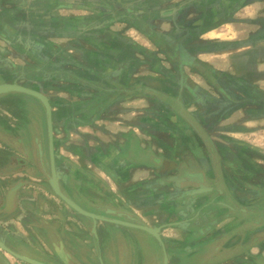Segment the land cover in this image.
<instances>
[{
	"label": "crops",
	"instance_id": "obj_1",
	"mask_svg": "<svg viewBox=\"0 0 264 264\" xmlns=\"http://www.w3.org/2000/svg\"><path fill=\"white\" fill-rule=\"evenodd\" d=\"M6 83L48 97L55 176L85 211L161 226L167 264H264V220L215 173L264 208V0H0ZM33 103L0 95V264H150L138 229L54 199Z\"/></svg>",
	"mask_w": 264,
	"mask_h": 264
},
{
	"label": "water",
	"instance_id": "obj_2",
	"mask_svg": "<svg viewBox=\"0 0 264 264\" xmlns=\"http://www.w3.org/2000/svg\"><path fill=\"white\" fill-rule=\"evenodd\" d=\"M10 92H19L22 94H25L27 96L33 97L37 99L44 107L45 109V118H46V132H47V145H48V151H49V157H50V167H51V174L48 177V180L50 182L51 189L53 193L66 205H68L75 213L82 215L84 217L92 219L94 225L97 221H103L106 223H112L114 225L118 226H124V227H131L134 229H138L141 231H144L154 237L157 242L159 243V246L161 247L162 253H163V264L168 263V257L166 255L164 242L161 237V226H149L147 224L142 223L140 220L135 219L136 222H130V221H123L116 218H109V217H103L98 216L96 214H93L91 212L85 211L83 208L78 206L74 201L69 199L60 189L59 184L57 182L56 176H55V161H54V152H53V128H52V106L48 99V97L43 94L42 92L38 90H34L28 87H25L23 85L17 84V83H6V84H0V95L10 93ZM218 163L215 160V169H216V183L218 185V188L221 189L223 200L225 203L235 212L239 213L251 220H254L256 218H260L264 220V208H259V206H252L250 208H242L240 205H237L236 200L230 195L229 192H225V187L222 184V179L219 177L218 173ZM191 178L185 182L186 186H204L206 184V174L204 172L198 171L190 175ZM218 183L222 184V187ZM215 185V187H217ZM225 185V184H224ZM223 188V189H222ZM227 188V187H226ZM264 224V221L261 223ZM31 263L34 261L30 260ZM35 263V262H34Z\"/></svg>",
	"mask_w": 264,
	"mask_h": 264
},
{
	"label": "rangeland",
	"instance_id": "obj_3",
	"mask_svg": "<svg viewBox=\"0 0 264 264\" xmlns=\"http://www.w3.org/2000/svg\"><path fill=\"white\" fill-rule=\"evenodd\" d=\"M32 105L34 108L37 106V115L36 116L32 115V117H33V120L35 122H38L40 129H41V137H42V139H44L46 118H44V110L42 108V104L33 103ZM21 109L23 110L22 111L23 115H26L25 114L26 112H24L25 108L23 109V107H20L19 105H13V106L11 105V106L6 107V111L10 112L12 115H14V112L20 111ZM32 117L30 115H28L29 119H31ZM29 132H30V130L28 128V133ZM72 196H74V195H72ZM54 199L58 200L59 198L54 194ZM71 199L74 200L77 204H78V201L81 202L80 200L86 202L82 198H80V200H78L77 197H75V198L71 197ZM84 207H86V206H84ZM119 227H121V226L115 225V227H114V229H116V232H115L116 239H119V237L121 235V234H119V233H121V230ZM132 232H134V236L140 242L141 249L144 250V251L142 250V255L145 256L146 260L149 261L150 264H163V260H162L163 253H162L161 247L159 246V243L157 242V240L154 237H152L151 235H149L148 233L141 231V230H134ZM126 235H128L130 237V234H126Z\"/></svg>",
	"mask_w": 264,
	"mask_h": 264
},
{
	"label": "flooded vegetation",
	"instance_id": "obj_4",
	"mask_svg": "<svg viewBox=\"0 0 264 264\" xmlns=\"http://www.w3.org/2000/svg\"><path fill=\"white\" fill-rule=\"evenodd\" d=\"M249 84V83H248ZM250 88H252V87H250ZM77 252H79V251H77Z\"/></svg>",
	"mask_w": 264,
	"mask_h": 264
},
{
	"label": "bare ground",
	"instance_id": "obj_5",
	"mask_svg": "<svg viewBox=\"0 0 264 264\" xmlns=\"http://www.w3.org/2000/svg\"><path fill=\"white\" fill-rule=\"evenodd\" d=\"M11 197H12V195H11ZM13 198V197H12Z\"/></svg>",
	"mask_w": 264,
	"mask_h": 264
}]
</instances>
